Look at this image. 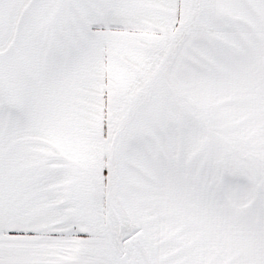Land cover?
<instances>
[{"label": "snow or ice", "instance_id": "1", "mask_svg": "<svg viewBox=\"0 0 264 264\" xmlns=\"http://www.w3.org/2000/svg\"><path fill=\"white\" fill-rule=\"evenodd\" d=\"M0 264H264V0H0Z\"/></svg>", "mask_w": 264, "mask_h": 264}]
</instances>
